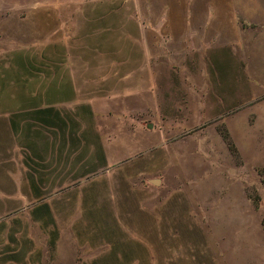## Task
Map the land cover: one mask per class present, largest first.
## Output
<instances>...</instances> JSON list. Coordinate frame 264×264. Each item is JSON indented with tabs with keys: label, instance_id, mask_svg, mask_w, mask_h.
Segmentation results:
<instances>
[{
	"label": "rangeland",
	"instance_id": "rangeland-1",
	"mask_svg": "<svg viewBox=\"0 0 264 264\" xmlns=\"http://www.w3.org/2000/svg\"><path fill=\"white\" fill-rule=\"evenodd\" d=\"M11 178L83 264H264V0H0Z\"/></svg>",
	"mask_w": 264,
	"mask_h": 264
},
{
	"label": "crops",
	"instance_id": "crops-1",
	"mask_svg": "<svg viewBox=\"0 0 264 264\" xmlns=\"http://www.w3.org/2000/svg\"><path fill=\"white\" fill-rule=\"evenodd\" d=\"M18 174L7 172L5 175L17 178ZM9 183L15 189L14 194L9 195L0 189V209L7 208L11 201L17 211L13 216L7 211L0 213V245L10 240H15L16 244L13 251L0 250V264H83L80 259L84 256L93 253L96 257L94 239L80 236L65 204H54L50 200L45 220L43 215L41 217L39 201H25L22 181L11 178ZM134 189L139 193L147 190L145 186L139 188L140 191Z\"/></svg>",
	"mask_w": 264,
	"mask_h": 264
},
{
	"label": "water",
	"instance_id": "water-1",
	"mask_svg": "<svg viewBox=\"0 0 264 264\" xmlns=\"http://www.w3.org/2000/svg\"><path fill=\"white\" fill-rule=\"evenodd\" d=\"M152 183L153 184H158V181L157 180H153Z\"/></svg>",
	"mask_w": 264,
	"mask_h": 264
}]
</instances>
